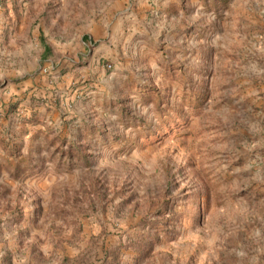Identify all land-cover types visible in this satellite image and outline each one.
Returning <instances> with one entry per match:
<instances>
[{
	"label": "rangeland",
	"instance_id": "1",
	"mask_svg": "<svg viewBox=\"0 0 264 264\" xmlns=\"http://www.w3.org/2000/svg\"><path fill=\"white\" fill-rule=\"evenodd\" d=\"M0 264H264V0H0Z\"/></svg>",
	"mask_w": 264,
	"mask_h": 264
},
{
	"label": "crops",
	"instance_id": "2",
	"mask_svg": "<svg viewBox=\"0 0 264 264\" xmlns=\"http://www.w3.org/2000/svg\"><path fill=\"white\" fill-rule=\"evenodd\" d=\"M46 48H47V49H49V47H48V46H45V47H44L43 54H45V55H48V54H49V52H47V51H46ZM49 51H50V49H49Z\"/></svg>",
	"mask_w": 264,
	"mask_h": 264
},
{
	"label": "trees",
	"instance_id": "3",
	"mask_svg": "<svg viewBox=\"0 0 264 264\" xmlns=\"http://www.w3.org/2000/svg\"><path fill=\"white\" fill-rule=\"evenodd\" d=\"M46 51L49 52V49L46 48Z\"/></svg>",
	"mask_w": 264,
	"mask_h": 264
}]
</instances>
